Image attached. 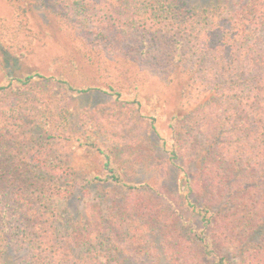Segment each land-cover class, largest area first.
<instances>
[{
  "label": "trees",
  "instance_id": "1",
  "mask_svg": "<svg viewBox=\"0 0 264 264\" xmlns=\"http://www.w3.org/2000/svg\"><path fill=\"white\" fill-rule=\"evenodd\" d=\"M120 1L124 16L106 0H11L10 18H0V262L136 264L147 252L134 243L160 233L163 264H191L193 255L229 264L232 250L241 264H264V0ZM36 5L74 40L50 75L25 64L35 51ZM105 49L114 62L97 61ZM153 78L177 89V107L165 131L155 116L138 117L176 169L178 209L162 207L130 176L136 161L150 159L148 143L123 156L75 108L93 91L120 100L135 83L129 101L139 106V84ZM85 148L95 163L78 158ZM93 191L101 208L74 211L76 195ZM103 199L110 210L101 217Z\"/></svg>",
  "mask_w": 264,
  "mask_h": 264
},
{
  "label": "rangeland",
  "instance_id": "2",
  "mask_svg": "<svg viewBox=\"0 0 264 264\" xmlns=\"http://www.w3.org/2000/svg\"><path fill=\"white\" fill-rule=\"evenodd\" d=\"M109 4H112V8L119 16H124L125 5L120 0H106ZM113 2V3H110ZM197 1V0H196ZM13 7L11 0H0V18H10ZM30 26L37 35L35 43L34 53L26 60V66L31 65L37 68L46 75H50L52 70L51 67L56 58L66 57L72 50V44L74 40L66 36L58 27L53 16L48 12V9L41 5H36L33 11L29 15ZM97 56V61L102 62L106 59L108 62H114L116 59L115 52L105 51L101 52ZM6 71L0 66V83L6 80ZM93 77L96 76V80L99 83H105L108 79L101 73L94 72ZM78 84L83 85L87 83L85 79L77 81ZM134 85H129L124 88V97L117 100L114 96H110L101 91L89 92L78 99V103L75 108L80 110H85L90 116L88 119L93 118L94 124L92 128H97L102 142L107 144H117L120 154L123 156L127 154L128 147L132 148L134 144H137L140 149H145L148 145L151 147L149 152L150 159L145 161H136L132 167H129L130 176L134 180V184L149 185L153 191L159 194V198L156 200L158 204L165 208L167 204L169 208H180L179 197L175 193L176 186V174L175 167L172 162L168 159L167 154L158 148H154L153 142L155 138L150 132V124L144 118L141 119L138 116H155L157 118L158 128L161 131H165L169 127V119L173 110L178 104V94L177 89L174 86H166L158 79H150L144 83L139 84V92L141 97V105L134 104L129 101L132 98L133 93L136 92ZM91 113L93 116H91ZM78 113L73 111L72 118L76 117ZM139 119H141L139 121ZM132 126L131 129H127V126ZM125 134V135H123ZM120 141V142H118ZM153 141V142H152ZM94 151L85 148L79 152L78 158H83L86 156L91 159ZM140 187V186H139ZM146 187L145 185L141 186ZM113 190L117 194L116 199L119 200L121 195L126 198L127 192H122L117 189L106 187H100L98 191L103 194L107 191ZM99 195L96 191H93L92 195L86 197H81L76 195L71 207L74 211L79 209H88L91 206L94 210H99V206H94L92 204V198ZM92 196V197H91ZM128 197V196H127ZM96 201V199L94 198ZM102 200V199H100ZM104 200V199H103ZM112 201V200H111ZM108 200H104L102 206L104 211L100 209L101 217L109 209ZM183 210V209H182ZM88 213V212H87ZM177 214V213H176ZM186 218H192L189 213L185 211L182 212ZM178 215V214H177ZM179 216V215H178ZM185 219V218H184ZM198 224V223H196ZM178 229V228H177ZM179 230V229H178ZM148 232V231H146ZM175 238H182V235H173ZM138 244V248H144L147 253L143 255V258L134 259L133 263L136 264H163L166 263V257L164 254L165 241L162 239V235L154 233L151 237L145 238L144 235L134 243ZM120 245H130L126 240L123 239ZM194 246L191 244L190 248ZM107 252V249L101 250V256ZM227 259L229 264H241L243 255L240 252L228 251ZM191 261V264H201L196 258ZM131 257L130 259H133ZM7 259V260H6ZM5 260L0 262V264H17L14 262L12 256H8Z\"/></svg>",
  "mask_w": 264,
  "mask_h": 264
}]
</instances>
